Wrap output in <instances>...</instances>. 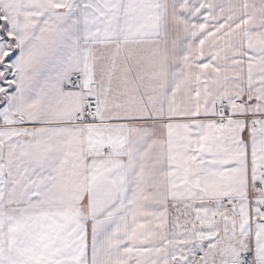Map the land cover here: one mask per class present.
Returning a JSON list of instances; mask_svg holds the SVG:
<instances>
[{
    "label": "snow or ice",
    "instance_id": "obj_1",
    "mask_svg": "<svg viewBox=\"0 0 264 264\" xmlns=\"http://www.w3.org/2000/svg\"><path fill=\"white\" fill-rule=\"evenodd\" d=\"M0 264H264V0H0Z\"/></svg>",
    "mask_w": 264,
    "mask_h": 264
}]
</instances>
